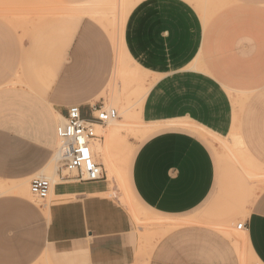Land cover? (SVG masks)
Here are the masks:
<instances>
[{
    "label": "rangeland",
    "instance_id": "1",
    "mask_svg": "<svg viewBox=\"0 0 264 264\" xmlns=\"http://www.w3.org/2000/svg\"><path fill=\"white\" fill-rule=\"evenodd\" d=\"M214 1L226 5L227 14L215 20L219 28L209 25L223 10L209 19ZM0 9V22L12 29L9 36L0 37V118L13 120L22 116L36 122L31 114L33 101L45 106V102L52 101L57 112L70 105L87 108L102 104L115 109V120L125 123L126 130L109 138H113L109 142L103 132L96 133L112 158L119 160L128 186L132 161L140 147L150 137L170 130L156 129L142 136L143 127L180 118L208 132L201 137L183 130L199 138L215 160L214 189L192 212L160 216L143 203L131 201L126 197L128 193L115 188L113 183V198L133 224V264H159V260L160 264H257L235 226L245 221L255 199L264 194V2L0 0ZM118 66L121 72L117 75V91L125 113L108 107L106 98L97 93H91L89 100L83 102L55 89L69 77L87 80L92 84L88 89L91 90L94 84L114 79ZM43 83L50 85L49 89L45 90L47 85ZM105 85L107 89L108 84ZM12 91L24 95L22 99L28 104L23 106ZM61 122L63 119L54 114L49 117L51 128L56 129ZM108 123L102 128L107 129ZM17 131L13 125L0 127L5 166L0 169V184L8 186L24 182L7 171L21 167L34 155L35 147L52 148L54 153L60 147L57 138L54 147L34 135ZM234 136L243 137L247 150L236 146ZM224 144H229V149ZM94 145L95 160L101 164ZM55 161L48 167H58L60 181L68 173H62L64 167L58 158ZM51 173L44 175L50 177ZM29 186L26 185L28 200L17 193H5L0 185V215L4 219L9 211L19 207L5 204L10 199L24 200L37 212L26 229L24 222L9 226L6 238L0 242H8L9 237L15 240L10 242H42L43 211L50 198L36 200L29 193ZM156 216L178 224L168 226V230L152 226L150 217ZM233 235L240 237L237 246ZM35 264L85 262L82 255L56 254L50 259L43 255Z\"/></svg>",
    "mask_w": 264,
    "mask_h": 264
},
{
    "label": "crops",
    "instance_id": "2",
    "mask_svg": "<svg viewBox=\"0 0 264 264\" xmlns=\"http://www.w3.org/2000/svg\"><path fill=\"white\" fill-rule=\"evenodd\" d=\"M254 1L258 4L264 2ZM224 4L225 2L214 1L211 5L209 19L222 8L223 10L211 19L210 26L220 27L218 23L215 24V20L227 14ZM1 22L0 37L9 36L12 29ZM66 80L80 79L67 77ZM12 92L15 98L22 100L23 106L28 104L22 99L24 95ZM8 93L11 92L8 90ZM51 103L52 101L49 104L45 102V106L33 101L31 114L36 117V122H29L22 116L13 120L0 118V127L8 128L13 125L19 130L18 134L34 135L40 141L55 147L56 129L49 126V117L54 114L62 120L66 109L72 105L57 112ZM94 105L97 104L87 108L80 106L85 118L90 117V108ZM191 125L206 131L196 123L180 118L149 126V132L156 129L170 130L146 140L132 161L130 186L127 187L136 204L143 203L160 216L173 217L192 212L211 195L215 185V160L209 148L199 138L183 131L204 137L203 132ZM240 138L247 149L243 137ZM1 152L0 146V169L5 167ZM56 152L52 148L37 146L33 150L34 155L29 156L21 167L8 171L6 169L8 175L16 176L13 178L24 182L11 186L0 184L5 193H17L27 198L26 185L37 176L46 177L54 185L52 194L50 193L53 198H50L48 209L43 211L42 242H10L15 240L9 237L8 242H0V264H35L43 255L50 259L56 254L82 255L85 264H133L136 253L133 224L125 209L111 195L113 181L109 182L104 168V178L98 181H59L58 167H48L55 161ZM8 166L7 163L6 167ZM45 172H52V176L47 177ZM7 203L19 207L17 211H9L6 219L0 215V239L6 238L9 226L24 222L26 229L28 222L37 216V212L24 200L10 199L5 202ZM153 218L161 220L157 216ZM243 223V242L254 261L264 264V194L255 199ZM177 224L178 222H168L167 226ZM158 263L160 264V260Z\"/></svg>",
    "mask_w": 264,
    "mask_h": 264
},
{
    "label": "built area",
    "instance_id": "3",
    "mask_svg": "<svg viewBox=\"0 0 264 264\" xmlns=\"http://www.w3.org/2000/svg\"><path fill=\"white\" fill-rule=\"evenodd\" d=\"M118 117L117 111L106 109L102 104L90 108V117L85 118L82 108L72 105L66 109L63 122L56 127L60 140V162L68 175L61 177L72 182H93L104 178L103 166L96 162L92 145L99 139L95 127L103 126ZM52 182L37 177L30 183L29 190L36 200H46L51 193ZM244 223L237 229L243 230Z\"/></svg>",
    "mask_w": 264,
    "mask_h": 264
},
{
    "label": "bare ground",
    "instance_id": "4",
    "mask_svg": "<svg viewBox=\"0 0 264 264\" xmlns=\"http://www.w3.org/2000/svg\"><path fill=\"white\" fill-rule=\"evenodd\" d=\"M52 6V5H51ZM2 9V8H1ZM0 9V10H1ZM1 12V11H0ZM6 12V11H5ZM4 13V12H3ZM106 15V14H105ZM18 21V20H17ZM113 22V21H112ZM14 24V23H13ZM113 49V48H112ZM113 59V58H112ZM111 59V60H112ZM116 60V59H115ZM114 60V61H115ZM112 62V61H111ZM116 62V61H115ZM116 64V63H115ZM112 65H113V63H112ZM114 66V65H113ZM135 66V65H134ZM136 67H137V65H136ZM111 68V67H110ZM114 68V67H113ZM116 68V67H115ZM119 68H121V67H119L118 66V71H117V69H116V71L114 70V72H115V74H113L114 72H111V74H113L114 76H113V78L115 79H112V80H103V81H101V83H97V84H94L93 85V88L91 89V90H88L89 89V86H91L92 84H88V82H87V80H65L63 83H61V84H59L57 87H59V88H55V89H57V91H62L63 92V94H68V95H72V96H75V97H77L79 100H81V101H83V102H87L88 100H89V97H90V94L92 93V94H98L99 95V97L100 96H104L105 98H106V100L108 101V107L110 106H112V107H117L119 110H120V114H122V113H125L127 110H126V108H125V106L123 105V102H122V98H121V95L118 93V91H117V75L121 72L120 70H119ZM138 68V67H137ZM120 71V72H119ZM109 76H110V78H111V76L112 75H110L109 74ZM109 77H108V79H110ZM107 81H109V82H107ZM105 83H106V85H107V89H105L104 88V85H105ZM46 83H43V85H45ZM49 84V83H48ZM100 84L101 85H103V86H100ZM42 84H41V87L43 86ZM47 85V84H46ZM45 85V86H46ZM105 85V86H106ZM45 86H43V87H45ZM48 86V87H47ZM46 86V88H44L45 90H47V89H49V86L50 85H47ZM42 87V88H43ZM52 87V86H51ZM59 89V90H58ZM98 97V96H97ZM96 98V95L94 96V99ZM93 99V100H94ZM92 100V101H93ZM106 109H108V108H106ZM62 123V122H61ZM108 128L107 129H103L102 128V126H100V125H97L95 128H96V130L97 131H99V132H103L105 135V137L108 139H106V141L107 142H109L110 140H112V139H110L109 140V138H111V137H115V136H119L120 134H121V131L123 130V129H125V127H126V124L125 123H122L121 121H119V120H115L114 119V121L112 120V121H110L109 123H108ZM186 125H188V124H186ZM190 125V124H189ZM191 126H193V127H195L194 125H191ZM196 129H198V130H200L201 132H203V133H207L208 134V132L207 131H205V130H203V129H199V128H197V127H195ZM151 128L149 127V126H145V127H143L142 128V130L140 131V133L142 134V136L144 135V134H146L147 132H149V130H150ZM126 130V129H125ZM129 132H130V130H129ZM134 132V131H133ZM132 132V133H133ZM102 133V134H103ZM210 135V134H209ZM56 137H57V139H58V141H59V144H60V140H59V138H58V136H57V133H56ZM241 137V136H240ZM239 136H234L233 137V141H234V143L236 144V146L237 145H240V146H242V148L243 149H245L244 148V143H243V141H242V139L240 138ZM228 142V141H227ZM95 143V145H94V149H96V151H97V153L99 154V156H100V158H99V161H100V163H101V165L103 166V168H104V171H105V173H106V175H107V177H108V179L109 180H111V181H113V183L115 184V188H122L123 190H124V193L127 195V193H128V195L126 196V197H128V198H130V200L131 201H133L134 203H136L135 201H134V199L132 198V196H131V194H130V192H129V190H128V187H127V181H126V172H125V170L124 171H122L121 170V168L119 167V160L118 161H116V159H114V158H112V153H110L108 150H107V146L102 142V141H100L99 139L96 141V142H94ZM222 144V143H221ZM225 145V144H224ZM93 146V145H92ZM228 149H229V147L230 146H232V144L230 143V146H229V144L227 145H225ZM106 147V148H105ZM225 147V148H226ZM91 149H92V147H91ZM232 149V148H231ZM93 150V149H92ZM238 150H239V148H238ZM247 150V149H246ZM108 151V152H107ZM231 151V150H230ZM229 151V152H230ZM242 151V150H241ZM57 153V158H58V160H60V154H59V150L56 152ZM92 153H93V151H92ZM111 154V156H110V154ZM234 153V152H233ZM235 154V153H234ZM94 155V154H93ZM235 156V155H234ZM239 156V155H238ZM56 159V158H55ZM235 159H237V157L235 158ZM240 159V158H239ZM248 159V158H247ZM237 162V161H236ZM248 163V162H247ZM251 164H253V163H251ZM249 165V164H248ZM247 165V166H248ZM246 168V167H245ZM64 171H66L65 170V168H63V174H64ZM66 176V175H65ZM54 185V184H53ZM125 186H126V188L127 189H125ZM116 190H113L112 192H111V195H113V196H115V194H116V192H115ZM29 193H30V190H29ZM52 194V193H51ZM110 194V193H109ZM31 195V194H30ZM32 196V195H31ZM49 198H53L52 197V195H51V197L49 196ZM55 198V197H54ZM129 200V199H128ZM46 209H48V206L46 207ZM150 223L149 224H151L152 226L154 225V226H159V227H162V228H164V227H166L167 228V230H168V226H167V224H168V222H166V221H162V220H160V219H156V218H153V217H150V221H149ZM165 225V226H164ZM237 226L238 225H236L235 227L237 228ZM224 233H225V231H224ZM227 233V235H228V232H226ZM230 235H231V233H230ZM237 235V234H236ZM239 235L241 236V240L242 241H244V239H245V233H244V231L243 230H240L239 231ZM238 235V236H239ZM229 237H231V236H229ZM237 239V237L236 236H234L233 235V239H235V238ZM240 238V237H239ZM238 238V239H239ZM238 239L234 242V245L235 246H237L236 244H237V241H238ZM236 243V244H235ZM239 243V242H238ZM242 244H243V242H242Z\"/></svg>",
    "mask_w": 264,
    "mask_h": 264
}]
</instances>
